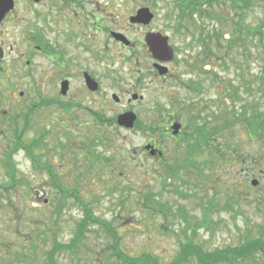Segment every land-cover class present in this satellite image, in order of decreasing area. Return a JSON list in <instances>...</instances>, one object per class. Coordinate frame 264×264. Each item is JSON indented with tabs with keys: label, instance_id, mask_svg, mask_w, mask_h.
<instances>
[{
	"label": "rangeland",
	"instance_id": "1",
	"mask_svg": "<svg viewBox=\"0 0 264 264\" xmlns=\"http://www.w3.org/2000/svg\"><path fill=\"white\" fill-rule=\"evenodd\" d=\"M17 1V10L23 15V0ZM93 2L106 25L124 28L130 39L142 44L134 52H126L128 60L122 67V86L111 85L109 89V93L124 97V91L141 78L139 90L146 98L137 102L132 111L141 128L125 129L117 123L82 127L79 125L87 120L86 115L72 120L67 113L61 114L56 105L46 109L31 106V101H38L42 95L39 82L35 90L31 88V98L19 102L16 101L20 98H9L10 91L1 86L0 109L6 113L0 112V264H45L46 253L51 251L54 243L68 245L75 237L77 224L85 213L80 202L58 190L46 169L32 162L24 148L17 147L15 123L22 133L26 131L19 139L25 146L30 145L32 139L41 141L33 154L43 165L52 167L61 185L68 189L76 187L77 194L88 204L93 216L108 221L117 229L124 253L134 257L146 253L168 263L177 256L179 243L186 238L194 239V243L205 250L236 246L247 237L264 240V176L261 174L264 142L260 137L255 141L250 139L247 120L235 121L215 136V143L221 146L219 153H215L219 159L211 168L206 167L210 154L205 144L201 145L200 156L195 153L183 162L182 152L188 141L177 143L169 136H161L155 128L158 113L161 116L174 113L187 121L185 104L188 101L200 105V121L207 130L221 127L223 119L230 118L233 110L232 116H237L243 108L250 113L253 100L258 101L261 110L264 109V90L257 88L263 63L262 49L258 42L250 41L248 37L241 45H230L231 21L238 20L231 0L213 2L210 12H214L215 17L196 19L192 23L196 25L195 29L191 23H183V27L174 29L180 25L175 19L174 0ZM252 2L254 6L248 7L245 23L257 26L264 19V0ZM141 6L153 9V24L148 28L129 24L128 18ZM53 24L46 28L50 38L55 33ZM200 26L205 29L204 40L216 53L205 67L212 73L200 72L203 48L193 42L187 32L193 30L197 38ZM18 27L14 23L2 29L7 47L8 42L19 40L12 35ZM149 30L167 35L169 44L180 49L178 58L183 63L175 67L180 82L168 80L163 84L144 85L150 79L147 75L144 78L145 71L151 69V56L144 41ZM222 30L228 31L224 38L220 37ZM110 47L114 48L113 42ZM52 71L47 64L48 75ZM190 80L202 84L200 93L187 89L184 83ZM19 89L26 90V87L22 85ZM28 90L27 87L25 93ZM55 91L51 80L45 85V93L52 97ZM231 98L237 100L236 103ZM28 108L32 111L27 115V124L23 118ZM122 108L112 100L105 105L110 114ZM149 141L162 147V159L145 153L144 146ZM9 161L16 180L13 187L9 185ZM168 165L176 167L170 171ZM252 178L258 180L257 186L252 185ZM147 196L151 199L146 202ZM143 202L155 205L146 208ZM197 226L199 228L194 232ZM84 233L76 250L56 251V263L114 264L106 250L111 239L102 228L90 224ZM263 259L264 256L258 258L256 264H264Z\"/></svg>",
	"mask_w": 264,
	"mask_h": 264
},
{
	"label": "flooded vegetation",
	"instance_id": "2",
	"mask_svg": "<svg viewBox=\"0 0 264 264\" xmlns=\"http://www.w3.org/2000/svg\"><path fill=\"white\" fill-rule=\"evenodd\" d=\"M93 1L23 0L21 4L24 14L20 15V11L17 10L19 1L13 0V7L0 21V48L3 50V56L0 60V88L1 86L8 88L10 91L9 98H20L16 102L22 99L29 100L31 98V88L35 90L36 83L39 82L43 90L42 95H39L38 101H31L32 107L39 106L46 109L49 106L56 105L61 114L67 113V116H70L72 120H74V117L80 118L79 116L86 115L87 120L79 125L86 128L104 127V124L114 125L117 123L119 114L132 112L135 108L134 105L146 98L139 90L142 82L141 78L136 79L135 83L124 91V97H119L114 92L109 93L111 85L114 87L122 86L121 82L124 80L122 67L128 60L126 52H134L142 44L130 39L124 28H111L106 25L105 19L96 12ZM142 7H147L154 18L151 6H141L128 18L129 24L148 28L153 24V18L147 24L131 21V18ZM18 15H20V18ZM198 18L201 17L198 15H177L175 19L180 25L175 26V28L183 27V23L192 24ZM14 23H17L19 27L15 29L12 35L19 37V40L8 42L7 47V40L2 29L6 25L9 27ZM51 23H54L55 27V33L52 34L53 38L48 37L46 31ZM195 27L196 25L192 24V29H195ZM198 28L197 38L193 30L187 32L191 39H194L193 42H198L200 47L203 48L205 29L202 26ZM115 34L119 36H115ZM150 34L158 33L152 30L147 31L144 41ZM127 40L129 44H126L125 41ZM111 42H113L114 48L110 47ZM145 44L148 49L146 41ZM169 45L172 58L166 61L154 58L148 49L151 56V69L145 71L144 78L147 75L150 79L144 85L152 84V82H157L158 85L162 82L166 83L168 80L180 82L178 81L179 75L175 71V67L183 63V60L178 58L180 49L175 44ZM11 53H14V56H9ZM155 63L167 67V72L160 74L159 70L155 68ZM47 64L53 68L49 75ZM51 80L55 84L56 91L54 96L48 97L45 93V85ZM189 82L184 83L186 87ZM22 85H25L26 90L28 87L29 90L26 93V90L19 89ZM187 89L189 88L187 87ZM201 89L202 87L189 90L193 93H200ZM110 100L115 104L122 105L121 111L112 114H110V109L106 111L105 105ZM185 106L189 110H187V121L174 113L163 116L158 113L159 120L155 128L161 136H169L177 143L185 140L192 142V145H196L192 136L197 135L200 129L204 127L203 122L200 121L202 110L200 105L192 101H188ZM190 107H193V110ZM29 111L32 110L29 109L23 118L27 124ZM0 112L6 113L1 109ZM191 121L198 122L194 124ZM174 123L180 124L177 134L172 133ZM27 124H24V127ZM15 125L16 143L20 136L23 137L26 134V131L22 133L18 129V124L15 123ZM137 125L139 124H137L136 116L132 128L140 129V125ZM0 132L2 133V130ZM146 146L152 148L147 150L145 149ZM151 149L155 151L154 154H151ZM144 150L149 157L157 160L163 158L162 147L154 141L147 142ZM47 172L50 177L49 171ZM52 181L59 182L57 174L52 178Z\"/></svg>",
	"mask_w": 264,
	"mask_h": 264
},
{
	"label": "trees",
	"instance_id": "3",
	"mask_svg": "<svg viewBox=\"0 0 264 264\" xmlns=\"http://www.w3.org/2000/svg\"><path fill=\"white\" fill-rule=\"evenodd\" d=\"M175 7L177 9V12L179 15H194L197 14L200 17H207L212 18L215 17L214 12L212 11L213 8V2H219V0H174ZM231 4L234 10H236L238 20H232L231 23L233 25L232 32L229 34V43L230 45H241L242 41H244V38H250V41H256L261 46V53H262V67L261 72L258 76V82H257V88L259 90H264V19H262L257 26H249L245 23L246 13L248 10V7L250 9L254 6V2L252 0H231ZM220 21L221 18L217 17ZM221 22V21H220ZM215 32H218L215 30ZM227 30L220 31V37L224 38V35L227 34ZM208 36V35H207ZM209 37V36H208ZM206 39V38H205ZM203 52V53H202ZM202 54V61L199 63V70L201 73H212V71L205 70V66L210 63L211 59L216 55L215 51L212 49L210 43L208 44L206 41L203 44V51L200 52ZM204 58V59H203ZM217 58V56H216ZM213 77L216 79V74L213 75ZM202 84L200 82H196L194 80H190L189 83H187V87L189 89L194 88H200ZM250 88H252V84L250 83ZM232 99V98H231ZM233 103H236L234 99H232ZM239 99L238 101H240ZM253 100V99H250ZM227 113V112H225ZM231 113L230 118H224V122L222 123L221 127L216 126L210 130H207L206 127H202L200 131L197 133V135L192 136L193 141H195L196 145H192V142L187 143L186 148L184 150L182 159L183 162H186L190 160V157H192L195 153H197L198 156H200L201 152V145L205 144L208 150L207 152L210 154V164L207 162L206 167L211 168L215 165V161H217L218 155L215 153H219V146H221L218 143H215L216 139L215 136L222 130L227 128L229 124H233V122L245 119L248 122L247 126V132L250 136V139L255 141V138L260 137L262 139V142H264V109L261 110L260 106H258V101L253 100L250 104V113L246 112V108H243L240 113L237 114V116H232ZM235 118L234 121H232ZM231 119V120H229ZM229 120V122H227ZM114 122V120H113ZM250 125V126H249ZM139 126V125H137ZM141 128V127H140ZM250 128V129H249ZM258 135V136H256ZM21 140V139H20ZM17 140L16 143L17 147L21 146L23 147L27 153L29 154V157L31 158V161L36 163V165L40 168H44L50 173V177L54 178L55 173L52 170V167L47 164L43 165L40 160H37L38 158L35 157L33 154L34 148H37L38 144L41 143V141L34 140L30 143V145H24L22 141ZM214 142H211V141ZM213 147V148H212ZM231 148V147H230ZM233 148V147H232ZM231 148V149H232ZM221 156V155H220ZM245 159V158H244ZM8 164L10 165L11 173H10V186L13 187L16 184V180L13 177L12 171L14 169L12 168L13 165L9 161ZM178 164V163H177ZM175 164V165H177ZM174 165V166H175ZM170 167V171H173L174 166L168 165ZM176 167V166H175ZM262 171V170H261ZM262 173V172H261ZM253 177V175H252ZM58 190L62 194H67L68 196L74 197V200H76L78 203L80 202L82 206V210H84L85 213L82 216V218L79 220L77 224V229L75 230V237L68 243V245H63L60 243H54L53 248L51 251L49 250L46 253V262L45 264H57L56 263V257L55 253L58 252H71L76 250L81 245V240H83L84 237V231L88 230V226L90 224L92 225H98L102 228L104 233L108 236L109 239H111V242L108 243L106 250H108V255L112 259V263L114 264H256L258 261V258H262L264 256V240L262 238H250L247 237L245 241L239 243L236 246H226L223 248H216L214 250H205L203 246H198L194 242V239L192 238H186L184 242L179 243V251L177 252V256L175 258L168 262L164 263L161 262L160 259L154 258V256L150 254H140V256L134 257L127 253H124L121 250L120 246V235L117 232V229H114V226H111V224L108 221H105L103 219H100L98 217L93 216L92 212L90 211V208L88 204L83 202L79 195L77 194L76 187H73L71 189L65 188L61 185L60 182L53 181ZM6 190L7 188L4 187ZM151 197H146L147 199ZM143 207L149 208V206L152 208L150 203H144ZM209 220V218H207ZM199 226L194 229V232H196ZM260 255L259 257H256V255ZM100 259H97L99 261ZM264 260V259H263ZM90 260H88L87 263H89Z\"/></svg>",
	"mask_w": 264,
	"mask_h": 264
},
{
	"label": "water",
	"instance_id": "4",
	"mask_svg": "<svg viewBox=\"0 0 264 264\" xmlns=\"http://www.w3.org/2000/svg\"><path fill=\"white\" fill-rule=\"evenodd\" d=\"M13 7V0H0V21L4 18L5 14ZM153 18V14L148 10L147 7L140 8L136 15L131 18V21L140 22V23H149ZM115 36H119L115 34ZM168 37L161 34H150L146 37V43L148 45V49L154 58L159 60H168L172 58V52L170 51V46L168 44ZM126 44H129L128 40L125 41ZM3 56V50L0 48V60ZM155 68L159 70L160 74H165L167 71V67L162 64H156ZM136 120V114L134 112H127L123 114H119L117 118L118 125L130 129L134 126V122ZM180 128L179 123H174L172 126L173 134L178 133V129ZM152 148L151 146H146L145 149L149 150ZM154 150L151 149V154H154ZM161 153V152H160ZM264 175V171H263ZM252 185H257L258 181L253 179L251 181Z\"/></svg>",
	"mask_w": 264,
	"mask_h": 264
}]
</instances>
